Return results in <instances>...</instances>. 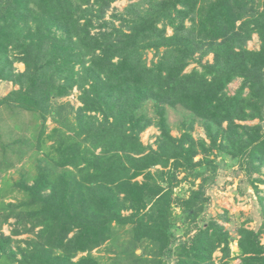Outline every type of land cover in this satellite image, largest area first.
<instances>
[{
  "label": "trees",
  "instance_id": "1",
  "mask_svg": "<svg viewBox=\"0 0 264 264\" xmlns=\"http://www.w3.org/2000/svg\"><path fill=\"white\" fill-rule=\"evenodd\" d=\"M117 1L0 0V83L17 87L0 98V175L35 162L32 177H0V225H21L0 234V264H146L136 252L146 242L152 264L173 254L172 264H264V219L237 238L214 220L194 223L214 156L256 193L263 183L252 176L264 167V0H127L106 19ZM253 35L258 50L247 48ZM74 90L77 107L62 101ZM170 109L180 110L179 136ZM196 124L205 138L192 136ZM151 127L154 147L140 139ZM188 179L199 184L178 206L173 191ZM12 193L19 199L6 202ZM258 200L264 216V192ZM174 204L195 230L173 249ZM23 234L35 237L21 247ZM102 246L109 262L92 254Z\"/></svg>",
  "mask_w": 264,
  "mask_h": 264
},
{
  "label": "rangeland",
  "instance_id": "2",
  "mask_svg": "<svg viewBox=\"0 0 264 264\" xmlns=\"http://www.w3.org/2000/svg\"><path fill=\"white\" fill-rule=\"evenodd\" d=\"M127 0H120L115 2L111 5V11L106 14V19H109L111 13H118L123 12L126 6L128 5ZM113 9V10H112ZM120 22H116V25H118ZM167 35H171L172 31L167 28ZM247 48L250 50H258L259 49V39L256 35L252 36V39L247 43ZM154 54L152 52H148L146 54L147 63L150 64L152 60L154 62L156 61V58H153ZM203 62H212V56H207L204 58ZM196 67V64H191L187 69L186 72L191 70L192 68ZM15 68L17 71L23 70V65L21 64H15ZM240 86V80H236L233 83H231L228 88L227 92L229 95H233L236 90ZM17 89V87H13L10 84L6 83H0V98L3 96H6L8 92L11 89ZM77 92L74 90V93L70 95L67 98H63L62 101H69L71 104H73L75 107L79 106V103H77ZM180 110H168V118L169 121L176 124L174 127H172L171 134L173 136H179L182 132L179 129L178 124L181 123L182 118L179 116ZM6 118V115H3L4 119ZM24 123H30L29 116L25 115L22 116L20 121ZM9 121V120H8ZM247 124L253 125L257 124V121L248 122ZM55 125L50 121V119L46 122L47 127V133L50 131L51 128H53ZM3 130L7 128V126L4 124L1 126ZM28 132H23L22 134H27ZM192 136L194 139L199 138H205L204 130L199 124H196L191 131ZM21 133H19L20 135ZM158 136V131L151 127L148 130H146L143 134L140 135V139L143 144L150 145L154 147V142L156 137ZM50 144V141L47 143V145ZM34 157H42L43 153L40 152L38 155H33ZM200 157L197 156L195 160H198ZM215 162L217 165V171L215 174L211 176V174L208 173L210 176L207 184L205 185V196L208 198V202L206 203L204 207V211L201 213V215L198 216V218L195 220V225L197 227H202L204 224H206L210 220L216 221L219 225H221L224 229H226L229 234L235 238H237V230L240 226L244 225L245 228L249 230H257L258 227L263 224L264 216L261 214V206L259 204V197L262 196L264 192V186L258 187V193H256L254 190H252V186L248 183V176L244 172H237L238 166L232 161L225 157V156H214ZM35 165L34 159H23L20 163L15 164L14 167L7 172L0 175L2 178L10 179L11 181H16L19 179L20 174L28 173L31 177L35 173L33 166ZM153 169L152 171H154ZM262 175H253V178H260L264 181V167L262 168ZM207 175V176H208ZM183 174H180L178 178H182ZM138 181L142 180L141 177L137 179ZM31 183V180L29 181ZM199 184V180L195 181L194 184L192 183L191 179H188L187 181L181 183L178 187H176L173 191L175 195H177L178 201L177 205L179 206V201L184 200L186 197L189 196L190 192L192 190L197 189V186ZM260 184V183H259ZM2 181L0 182V186H2ZM264 185V184H262ZM263 191H262V190ZM241 191V192H238ZM19 199V196L14 193H12L9 197H7L6 202L13 201ZM173 207L172 215L173 220L176 225V236H175V243L173 244V249L182 242H187L189 238H191L194 234L195 228H191V230H188V225L183 220V217L181 215L180 208L176 205ZM13 228H21V225H15V219L11 218L7 223L4 225H0V234H3L5 236H9L11 234V231ZM35 237V234H23L20 236H14L15 240L19 241V246L24 247L25 241L32 239ZM261 244L264 246V234L260 236ZM15 248V247H13ZM105 246H102L92 252V254L98 258H101V261L103 263L109 262V258L112 256L106 254ZM150 247L148 243H143L138 250L136 251L138 255L142 254V251L145 250V253H143V258L146 259V264H152L153 260L151 256L148 255V252H150ZM231 250L232 252H237L236 243L233 242L231 244ZM116 251V250H115ZM84 254H79V256ZM214 259L215 262H219L221 258V253L216 252L214 253ZM233 256V255H232ZM77 257V258H78ZM173 260H175V255L173 254V257L169 259V262L163 261V264H172ZM239 261L233 259L229 264H238Z\"/></svg>",
  "mask_w": 264,
  "mask_h": 264
},
{
  "label": "crops",
  "instance_id": "3",
  "mask_svg": "<svg viewBox=\"0 0 264 264\" xmlns=\"http://www.w3.org/2000/svg\"><path fill=\"white\" fill-rule=\"evenodd\" d=\"M262 184H264V181H263V183H260V184H258L257 186L260 188V187H262V186H264V185H262ZM262 190V189H261ZM263 191V190H262Z\"/></svg>",
  "mask_w": 264,
  "mask_h": 264
}]
</instances>
